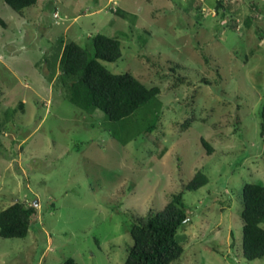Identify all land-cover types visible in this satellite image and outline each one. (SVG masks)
<instances>
[{"label":"rangeland","instance_id":"rangeland-1","mask_svg":"<svg viewBox=\"0 0 264 264\" xmlns=\"http://www.w3.org/2000/svg\"><path fill=\"white\" fill-rule=\"evenodd\" d=\"M96 33L121 41L107 69L159 87L122 123L71 104L59 78L63 45ZM0 92V210L35 206L26 237H0V264H124L131 213L202 167L170 264H264L242 255L240 218L243 183L264 184V0H37L22 15L0 0Z\"/></svg>","mask_w":264,"mask_h":264},{"label":"trees","instance_id":"trees-1","mask_svg":"<svg viewBox=\"0 0 264 264\" xmlns=\"http://www.w3.org/2000/svg\"><path fill=\"white\" fill-rule=\"evenodd\" d=\"M3 1L19 15L24 13L26 7L37 3V0ZM217 4L220 5V2ZM248 25L247 19L245 26ZM217 28L220 30L221 27L218 25ZM91 44L92 49L75 41H68L63 45L59 56V78L63 88L67 90L66 98L71 104L85 111L98 110L104 119L116 124L124 122L137 109L155 100L159 93L158 86L147 87L131 73H113L102 64V61L112 62L121 57V41L118 38L96 33L92 36ZM149 115H153V120L149 121V125L143 130L145 134L153 129L158 116L153 112L147 116ZM259 115L260 134L263 135L264 103L259 109ZM191 120L195 119H187L184 127L189 126ZM112 132L113 136L118 137L117 129L113 128ZM125 135L127 137L121 138L124 142L133 137L130 133ZM200 142L207 154L213 152V147L205 138L200 137ZM202 171L196 170L191 178L181 182L179 189L162 207L150 208L144 213H131L129 233L132 243L124 264H170L181 256L183 247L178 242L177 235L188 218L184 193L196 191L208 183L206 168L202 167ZM241 194L242 255L247 260L263 259L264 184L245 182ZM34 212L33 204L27 205L19 200L1 209L0 237H26ZM60 264L76 262L69 257Z\"/></svg>","mask_w":264,"mask_h":264},{"label":"clouds","instance_id":"clouds-1","mask_svg":"<svg viewBox=\"0 0 264 264\" xmlns=\"http://www.w3.org/2000/svg\"><path fill=\"white\" fill-rule=\"evenodd\" d=\"M55 16H57V15H55Z\"/></svg>","mask_w":264,"mask_h":264}]
</instances>
